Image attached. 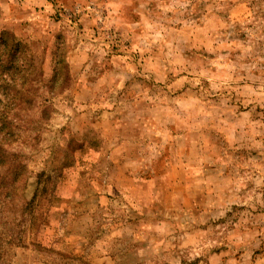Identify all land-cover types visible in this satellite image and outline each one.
I'll use <instances>...</instances> for the list:
<instances>
[{
	"label": "rangeland",
	"instance_id": "rangeland-1",
	"mask_svg": "<svg viewBox=\"0 0 264 264\" xmlns=\"http://www.w3.org/2000/svg\"><path fill=\"white\" fill-rule=\"evenodd\" d=\"M0 264H264V0H0Z\"/></svg>",
	"mask_w": 264,
	"mask_h": 264
},
{
	"label": "trees",
	"instance_id": "trees-1",
	"mask_svg": "<svg viewBox=\"0 0 264 264\" xmlns=\"http://www.w3.org/2000/svg\"><path fill=\"white\" fill-rule=\"evenodd\" d=\"M1 40L4 42V35L3 36H0Z\"/></svg>",
	"mask_w": 264,
	"mask_h": 264
}]
</instances>
